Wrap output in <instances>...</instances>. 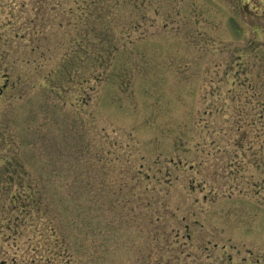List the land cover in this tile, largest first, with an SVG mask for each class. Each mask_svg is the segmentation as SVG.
<instances>
[{
  "label": "rangeland",
  "instance_id": "rangeland-1",
  "mask_svg": "<svg viewBox=\"0 0 264 264\" xmlns=\"http://www.w3.org/2000/svg\"><path fill=\"white\" fill-rule=\"evenodd\" d=\"M0 264H264V0H0Z\"/></svg>",
  "mask_w": 264,
  "mask_h": 264
}]
</instances>
